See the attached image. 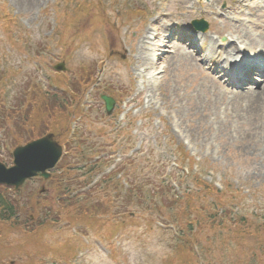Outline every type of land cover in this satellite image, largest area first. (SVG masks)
I'll list each match as a JSON object with an SVG mask.
<instances>
[{"label": "rangeland", "instance_id": "obj_1", "mask_svg": "<svg viewBox=\"0 0 264 264\" xmlns=\"http://www.w3.org/2000/svg\"><path fill=\"white\" fill-rule=\"evenodd\" d=\"M232 1L0 0V162L10 166L16 144L47 131L63 152L71 149L50 179H31L15 192L0 188L11 205L34 215L35 226L41 223L40 238L54 251L45 249L49 244L25 245L22 232L0 230V264H264V152L250 137L264 119L250 126L226 119L234 117L230 93L206 65L180 48L160 59L151 52L165 35L161 20L178 18L205 16L209 35L222 33L221 44H234L227 33L238 32V24L216 9ZM59 61L63 74L53 69ZM89 68L96 71L78 100L70 90ZM24 86L32 97L20 114ZM218 89L221 101L209 119L223 131L214 133L203 127L209 111L201 108ZM107 94L117 103L106 116L100 95ZM246 104L236 102L239 111ZM81 183L89 184L84 194ZM127 184L139 190L123 212L117 194ZM62 191H69L67 201ZM89 199L99 212L89 209ZM18 212L22 222L25 213ZM97 215L102 226L83 225ZM72 241L79 248L67 256Z\"/></svg>", "mask_w": 264, "mask_h": 264}, {"label": "bare ground", "instance_id": "obj_2", "mask_svg": "<svg viewBox=\"0 0 264 264\" xmlns=\"http://www.w3.org/2000/svg\"><path fill=\"white\" fill-rule=\"evenodd\" d=\"M184 1L181 2L183 4ZM196 3V2H195ZM201 2L198 1L196 5H199ZM248 8V9H247ZM186 9V8H185ZM208 9V7H206ZM219 12L218 13H226V14H233L236 16H247L248 19H242L238 20V28L240 30L238 32H228V35H230L234 41H240L243 44H245L248 49H253V48H259L264 50V26L261 25L259 29L257 28L258 24L264 23V0H234L231 2V4L227 7L226 10H221L219 8H216ZM247 9V10H246ZM201 10V9H200ZM210 10V9H209ZM247 12V13H246ZM188 13V11H186ZM213 14L211 11H207V15ZM247 14V15H246ZM189 15V13L187 14ZM215 16H217L214 13ZM177 20V19H175ZM227 22H230L231 25H236L235 20H230V19H225ZM179 23L185 22L186 19H180L178 18ZM234 23V24H233ZM243 25V26H241ZM168 32V29L165 30ZM208 40V39H207ZM203 38V43H202V48H203V56L206 58L204 61H207L205 65H209L210 63L215 64L217 63L220 59V56L223 54L221 49L218 47L213 48L212 46L209 45ZM209 41V40H208ZM255 44L253 47L251 44ZM169 46V41H167L166 45L164 46V50ZM157 47V46H156ZM179 49V48H178ZM240 50V49H239ZM138 57L142 54V51L140 48L136 49ZM238 51V47L230 44L228 47L225 48V52L227 53H232V52ZM180 54H184L185 58L195 61L197 60L195 55H193L192 52L190 51H185L182 50ZM146 60L141 61V66L145 64ZM253 73V72H252ZM212 74L216 76L215 72L212 71ZM220 83H223L222 80L224 78H217ZM227 92L230 93V98L231 101L229 102L228 105H230L233 109L234 112V117L233 118H226L231 121H235L237 118V125H245V126H250L253 123H256L257 120H260L261 118L264 119V78L262 79L261 82L258 84H249L245 83L240 85L238 88H224ZM218 93L214 96L213 100L208 99L203 103V106L201 109H208L209 113L204 112L202 114L203 118V127L207 131H212L214 133H219L220 130V121H215V120H210V113L213 111L215 113L216 110V103L221 101L220 93L221 90H217ZM245 99L246 101V107L244 110L239 111V108L236 106V102ZM205 119V120H204ZM254 135H250L251 138H253L254 144L253 146L255 149L264 152V122H259L257 125ZM247 132L249 130L247 129ZM250 133V132H249Z\"/></svg>", "mask_w": 264, "mask_h": 264}, {"label": "water", "instance_id": "obj_3", "mask_svg": "<svg viewBox=\"0 0 264 264\" xmlns=\"http://www.w3.org/2000/svg\"><path fill=\"white\" fill-rule=\"evenodd\" d=\"M194 27L204 30L206 24L193 22ZM107 112L110 111L113 101L103 97ZM61 154V147L53 140V135L48 134L30 143L20 146L13 151V166L5 168L0 163V183L18 186L26 178L35 176L39 172L44 178L49 174L46 169L54 167Z\"/></svg>", "mask_w": 264, "mask_h": 264}, {"label": "trees", "instance_id": "obj_4", "mask_svg": "<svg viewBox=\"0 0 264 264\" xmlns=\"http://www.w3.org/2000/svg\"><path fill=\"white\" fill-rule=\"evenodd\" d=\"M23 96H24V101L26 102V103H28V102H31L30 101V98H29V96H28V93H27V88H26V86H25V88H23ZM50 107H52V106H50ZM39 109H41V107L39 108ZM55 109L57 110V107H53V108H45V107H43L41 110L43 111V112H45V113H55ZM58 111V110H57ZM26 121V120H25ZM58 122V121H57ZM57 122H54L53 121V123H52V125L53 126H55L56 124H57ZM97 165V162H95V163H93L91 166L92 167H94V166H96ZM64 169V171L67 173V174H70L72 171L69 169V168H63ZM89 171H90V169H89ZM67 177V180L69 179V175H67L66 176ZM108 182H110V180H107V183ZM134 191H135V189L134 188H132ZM132 189H130L129 191H132ZM140 191H142V190H140ZM4 197V196H3ZM187 197L189 198V195H187ZM188 202H190L189 200H188ZM17 203H18V201H17ZM16 205V204H15ZM126 205H127V199H126ZM125 205V206H126ZM0 206H2V209H6L7 210V212L5 213L6 214V216H1L0 217V220H3V222L5 223L7 220H10V219H12L13 217H10L11 216V214L12 215H14L15 214V212H16V210H15V208H13L12 207V205H11V202H9V201H7V200H5V197H4V199L2 198V193H1V191H0ZM190 206V205H189ZM18 210H20V211H22V212H24L25 214L26 213H29L27 210H26V208L24 207V206H21V205H19L18 204ZM7 216H9V217H7ZM91 220L92 219H94V218H90ZM91 221H89V223H90ZM189 225H190V223H189Z\"/></svg>", "mask_w": 264, "mask_h": 264}]
</instances>
